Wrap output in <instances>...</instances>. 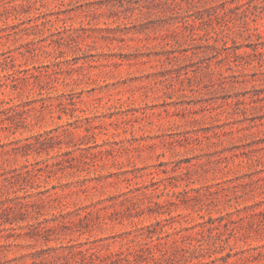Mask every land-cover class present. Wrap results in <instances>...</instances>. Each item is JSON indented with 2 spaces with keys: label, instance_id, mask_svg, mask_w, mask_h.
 <instances>
[{
  "label": "rangeland",
  "instance_id": "obj_1",
  "mask_svg": "<svg viewBox=\"0 0 264 264\" xmlns=\"http://www.w3.org/2000/svg\"><path fill=\"white\" fill-rule=\"evenodd\" d=\"M0 264H264V0H0Z\"/></svg>",
  "mask_w": 264,
  "mask_h": 264
}]
</instances>
